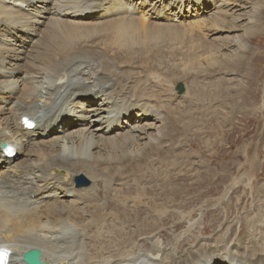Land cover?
<instances>
[{
    "label": "bare ground",
    "instance_id": "obj_1",
    "mask_svg": "<svg viewBox=\"0 0 264 264\" xmlns=\"http://www.w3.org/2000/svg\"><path fill=\"white\" fill-rule=\"evenodd\" d=\"M263 13L264 0H0V245L12 248L11 264H25L23 255L35 248L42 250L45 264H264V181L255 182L264 175V163L261 153L251 156L249 144L243 147L245 161L231 164L239 175L230 179L221 197L228 195V202L216 211L244 203L235 194L249 199V190L256 195L254 203L260 202L251 209L252 218L239 211L219 213L207 222L215 232L203 222L201 232L209 236L193 244L186 237L199 234V221L188 220L186 232L172 242L153 238L181 229L184 221L177 222L178 229L164 228L169 214L191 216L192 211L172 205L187 208L192 197L220 192L223 183L210 187L221 173L211 159L225 143L221 129H215L214 138L204 141L206 148L214 144L209 161L189 163L182 153L172 160L187 129L198 120L216 125L217 117L200 116L199 108L167 113L168 97L153 88H167L160 75L170 88L183 79L193 88L199 76L213 74L222 85L198 86L187 97L192 104L228 91V123L237 114L259 111L260 102L254 107L246 100L259 81L261 93L264 81V50L254 46L264 39ZM189 25L203 35L190 32ZM177 52L187 60L165 62L167 53L179 58ZM214 98L218 102L219 96ZM23 116L33 117L35 129L24 127ZM196 132L198 139L202 132ZM4 142L16 151L14 158L4 154ZM161 159L194 170L182 174L191 178L188 188L170 177L168 191L152 194L150 203L144 201L142 177L133 173L146 168L157 179L144 183L165 189L152 168H163ZM79 175L91 185L77 187ZM134 177L136 192L123 194ZM100 181L115 186L114 204L128 202L131 208L108 216L110 200L97 193ZM235 223L239 232H249L233 240Z\"/></svg>",
    "mask_w": 264,
    "mask_h": 264
},
{
    "label": "rangeland",
    "instance_id": "obj_2",
    "mask_svg": "<svg viewBox=\"0 0 264 264\" xmlns=\"http://www.w3.org/2000/svg\"><path fill=\"white\" fill-rule=\"evenodd\" d=\"M263 17H264V13H263ZM175 21L179 22V20H175ZM188 29H189L190 32H193L196 35H201L199 29H193V27L190 26V25L188 26ZM258 43H260V42H255L256 45H254V46L260 47L261 50H264V39H263V42L261 43L262 45L258 46L257 45ZM224 52H225V50H224ZM177 56H179V58H173L170 54L167 53L165 62H171V63H174V64H176V63L178 64L183 59L187 60V58H183V53H181V55H180V53L177 52ZM197 56H200L199 61H200V63H203L204 62V60H203L204 56H203V52L201 50L197 53ZM188 59H189V56H188ZM210 71L212 72V70H210ZM201 72H202V74H204L203 69L201 70ZM212 75L213 74H210V76H206V74L203 75V76H199L198 75L199 76V80H198V82L195 85H193V88L189 85L190 82H189L188 79L179 80L176 83V86H173L172 88H170V82L169 81L168 82L164 81V77L160 75L159 79L161 80L162 83H164V85H168L167 88L166 89L164 88V90H159V91H158L157 87L153 88V90L156 91L159 95L163 96V95L166 94L165 97H168V98L165 99L170 104V105H168L166 107V112L167 113L168 112H172L176 116H178V115H181V113L177 110V108L179 110L180 109L196 110V109L199 108L198 113H200V116H202L205 113H207V114H210L211 118H213L214 115H215V117H217L218 123L216 125L213 122L211 123L210 121L207 122L206 120H201V121L198 120V122L196 124H193L189 129H187L185 131V136H184V138L181 141V146L175 152L176 154L174 156H171L172 160L179 159L177 154L178 153H182L181 157H184L186 160L188 159L189 163H190V160L191 161L192 160H195V161L198 160L199 163H201L203 161H209V159L211 157V152H212L214 144L213 145H208V147L206 148L204 141L209 140L211 138L212 139L214 138L213 137V135H214L213 132H214L215 129H217L219 131L221 129V131L219 132L220 139H222L223 142L225 141L224 145L221 146L220 150H218L217 156L215 158L211 159V164L218 166V168L216 170H218L217 171L218 173L221 172L222 174L219 173V175L213 181V184H211L210 187L217 188L219 185H221V183H223L224 185L222 184L220 192L219 193L216 192V194L205 195V196H201V197H198V196H195V198L192 197L191 199L194 200L192 202L193 204L189 203V207H187V208H181L180 204L172 205V207L175 208V209H180V210L187 209V210H185V212L182 211L183 213H186V214H188L189 212L192 211L191 214H189L191 216H187V217H185V219H183L179 215L180 212H177L175 214L174 213L169 214V218L168 219H164V221H165V223H163L164 224L163 225L164 228L165 227L170 228L174 224L173 227L178 229V228H180V224H181V222L177 223L179 221H184L183 224H181L183 226L181 227V229L178 232H176L177 230H175L173 228H172V230L169 229L167 232H165V234H166L165 238H161L159 235L153 237V238H156V240L159 243L161 242V243L164 244V243L172 242V240H174L173 238L175 236H178L179 234H183V233L186 232V230L188 229V226L190 225V222L192 223V222H196V221H199V223H198L197 227L195 228V230H200L199 234L191 235V236L186 237V238H190L191 239L190 241H187L188 244H193V243H195L197 241H201L202 239H207L209 235L208 236H204L202 234V232H201L202 231L203 222L206 223V224H204V226L207 229V231L209 233H213V232H215V230L211 229L212 225H210V224H211V221L219 213H223V216L225 217L228 213H232L234 211L237 213L239 211V213H237V215L245 213L248 216V218H252L253 215L255 214V211L252 212L251 209L254 206L253 209L257 210V208L260 205V202L258 201L259 198L256 199V203H254L256 195H254L253 193L249 192V190H247V195L249 196V199H248V197L246 195H243V196L240 197V193L235 194V197L237 199L241 198L240 200H244V203H242V204L239 203V205L237 207L236 206H233L232 208L228 207V208H226L227 210L223 209L224 208L223 207L221 210H217L216 211V209L218 208V205L221 204V202H223V203L224 202L225 203L228 202V201H226L228 199V197H229L228 195H227V198H225V200L223 198H221V197H223V195L225 196V194H227L225 188L230 183V179L239 175L238 168H236V167L234 168L232 165H233V163H236L237 161H242V162L245 161L244 160V155H243V152H244L243 151L244 150L243 147H245L248 144L250 145V154H252L251 156L261 153L262 157H263L261 159L263 160V163H264V106H263L264 81H263V84H262L261 93L259 92V90H260V86L258 85L259 82H260L259 81V82H256L255 85L253 86V88L250 90V93L248 94L249 98L246 100V102L249 105L250 104L252 105L253 103L255 104L256 101L260 102L259 104H262L261 105L262 107L260 108V110L259 111L258 110L257 111H252V112H249V113L237 114L233 118L232 122L228 123L227 120H225L226 111H228V106L226 104L227 101L225 100L226 96H224V95L228 94V91L226 92V94H224V92H221V91L218 92V93L217 92L213 93L214 95L211 96V97L214 98L215 95L219 96L218 102H215V100H216L215 98H214L215 100L213 98L212 99H210V98L205 99L204 98V100H203L204 102L203 103L198 101L197 105H194L188 99V98H192L193 97L192 94H191V91L196 92V93L199 91V89L197 88L198 86H201V85L203 86V85H207V84H209V85H215V84L216 85H219V84L222 85L218 81L217 76L215 78ZM207 79H208V81H206ZM217 82H219V83H217ZM178 83L185 84L184 85L185 90H184V93L182 94L183 96L179 95L177 90H176V87H177ZM237 84H238V82H237ZM237 84H235V82H234V85H237ZM160 88H161V84H160ZM202 92H203V90H202ZM259 94H261V95L259 96ZM152 95H154L153 91H152ZM154 97L156 99H159V97H157L156 95ZM256 104L254 105V107L256 106ZM207 105H208L209 108L211 107L212 109L211 108L208 109ZM254 107H252V108H254ZM200 109H202V110H200ZM207 109L211 110V113H209L210 111H208ZM223 113H224V115H222ZM196 131H201L202 132L201 134H199L197 136L198 139H196V133H197ZM225 133H226L225 138H224V136L221 137V135L222 134L225 135ZM116 135H118V133H116ZM203 149L206 150V151H202ZM193 155H195V156H193ZM206 159H208V160H206ZM161 160L165 163V166L163 168H160L159 166H155V167H152V168H154V170H155L154 173L155 174H160L161 177H163L161 181H162L163 186L165 187V189H160V186H156V187L152 188V187L148 186L149 184L147 185L146 183H144V181L145 182H149V180H150L149 178L157 179V177L155 175L154 176H150L149 175V170L148 169H146V168H143L141 170L139 169V170L134 171V173H133V176L142 177V178L139 179V182L144 186V190H146L147 193H148V196L145 198L144 201H148L150 203H154V201L151 200V195L152 194L166 193L168 191V187H170L172 185V184H170L167 181V180L170 179V177L173 178V183L174 184L184 183L183 188H188V182L191 180V178L186 180L185 176H183L182 174L187 173V175H190L193 172L192 171L189 172V169L190 170H194V168L193 169L192 168H186L184 170L183 169H177L175 167L176 165L184 164V163H176V165H174L173 163H168L164 159H161ZM263 166H264V164H261V167H260L261 170H262ZM195 167H198V166H195ZM209 167H213V166L212 165H208V168ZM206 168H207V166H206ZM212 170L215 171L214 169H212ZM261 170L259 171L260 173H261ZM60 173H62V171ZM222 175H224V176H222ZM223 177L225 178L224 179L225 182L223 180H221ZM176 178H177V180H176V182H174V179H176ZM135 181H138L136 179V177H134L132 179H129L128 184H126L122 188L123 194H124V192L128 193L129 189H131V190L134 189V191L136 192L137 183ZM257 181H262V182L264 181L263 172L261 174H259V176L257 178H255V182H257ZM166 184H168V187L166 186ZM98 185L99 186L97 187V193L100 195V198L101 199L106 198V199L110 200V206L111 207H108L109 209L107 208V211H106L108 216H110V212L116 211L117 213H124V212L127 211V209L131 208V206H129L127 204L128 202H125V203L122 202L123 204H114V202H117V199H115V198H118V195H116L117 191L115 189V186H111L110 188H107L106 184L103 183L102 181H100L98 183ZM205 190H207V189H205ZM219 198H221L222 200L219 199ZM247 199H248V203L246 204L247 207H243L245 205ZM122 200L123 199L121 198V201ZM156 201L161 202V197L158 196ZM207 201H211V203L208 204V205L205 204V202H207ZM141 203H142V200L139 201L138 205H140ZM212 207H213V209H215L214 210L215 212L210 211L208 219L206 220L207 213H208V211L210 209H212ZM108 210H109V212H108ZM145 212H147V209L142 210V212L140 214L142 215V213H145ZM224 212H227V214H225ZM118 215H114V216L118 217ZM141 215H134V217H138L139 218ZM122 219H123V217H120V219L116 218L117 221L123 223L124 221H122ZM116 220H114V218H113L109 222H107V224L110 227H114V223H115ZM188 220L189 221L191 220V221L189 222ZM239 221L241 222L240 218H239ZM207 222H210V224H208ZM235 224H236V228H234V231H233V240L238 239L240 237H243V236H245L247 234V232H249L248 230L245 231V232H239L240 224H238V223H235ZM221 229L222 228H220V230ZM195 230L193 232H195ZM232 230H233V227H232ZM167 235H168V237H167ZM184 236H185V234H184ZM179 237H182V236H179ZM138 241H140L139 238H138ZM143 246H144V248L145 247L149 248V247L152 246V244H150V245H145L144 244Z\"/></svg>",
    "mask_w": 264,
    "mask_h": 264
},
{
    "label": "water",
    "instance_id": "obj_3",
    "mask_svg": "<svg viewBox=\"0 0 264 264\" xmlns=\"http://www.w3.org/2000/svg\"><path fill=\"white\" fill-rule=\"evenodd\" d=\"M177 90L179 94H182L184 92V86L182 83L178 84ZM90 183L88 179H86L84 176H80L77 178V186H86ZM41 252L38 249H34L31 251L26 252L24 255V261L28 264H43L40 261Z\"/></svg>",
    "mask_w": 264,
    "mask_h": 264
}]
</instances>
